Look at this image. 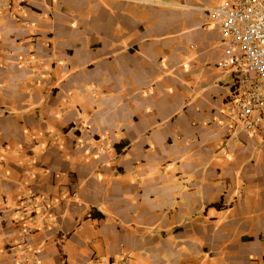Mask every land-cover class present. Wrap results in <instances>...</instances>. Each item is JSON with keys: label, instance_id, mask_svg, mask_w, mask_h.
Wrapping results in <instances>:
<instances>
[{"label": "crops", "instance_id": "crops-1", "mask_svg": "<svg viewBox=\"0 0 264 264\" xmlns=\"http://www.w3.org/2000/svg\"><path fill=\"white\" fill-rule=\"evenodd\" d=\"M225 1L0 0V264H264Z\"/></svg>", "mask_w": 264, "mask_h": 264}, {"label": "built area", "instance_id": "built-area-1", "mask_svg": "<svg viewBox=\"0 0 264 264\" xmlns=\"http://www.w3.org/2000/svg\"><path fill=\"white\" fill-rule=\"evenodd\" d=\"M205 11L224 46L218 67L233 74L237 91L229 123L234 133L254 134L264 126V0H228Z\"/></svg>", "mask_w": 264, "mask_h": 264}]
</instances>
